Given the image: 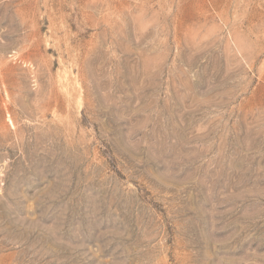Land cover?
<instances>
[{"label":"rangeland","instance_id":"obj_1","mask_svg":"<svg viewBox=\"0 0 264 264\" xmlns=\"http://www.w3.org/2000/svg\"><path fill=\"white\" fill-rule=\"evenodd\" d=\"M0 264H264V0H0Z\"/></svg>","mask_w":264,"mask_h":264}]
</instances>
